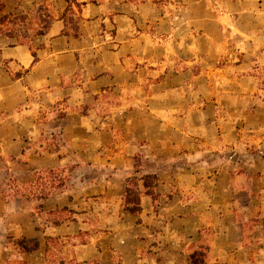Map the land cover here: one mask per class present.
I'll return each mask as SVG.
<instances>
[{"label":"rangeland","instance_id":"1","mask_svg":"<svg viewBox=\"0 0 264 264\" xmlns=\"http://www.w3.org/2000/svg\"><path fill=\"white\" fill-rule=\"evenodd\" d=\"M5 3L0 264H264V0Z\"/></svg>","mask_w":264,"mask_h":264},{"label":"trees","instance_id":"2","mask_svg":"<svg viewBox=\"0 0 264 264\" xmlns=\"http://www.w3.org/2000/svg\"><path fill=\"white\" fill-rule=\"evenodd\" d=\"M69 2V6L67 10L63 13L61 19L65 24V29L63 30V34L70 36H78V27L74 25L72 19V9L71 3L76 0H67ZM6 3L5 0H0V36L4 35L9 38H15L17 40V44H25L28 45L30 50L32 51V55L34 57V61L38 60L37 50L33 45V40L31 36L24 34L22 35L18 29L20 25L26 22L27 17L23 14H15V13H5ZM71 11V12H70ZM42 14V13H41ZM39 18H42L40 15ZM45 22L40 28L36 29L34 33L35 36L46 35L49 32L51 27L52 18L47 16ZM23 76V73H18L17 77ZM157 176L155 174H147L144 177V186L147 189V194L153 199L157 200L159 194L155 191L157 185ZM124 207L126 210L138 214L142 210L141 207V199L139 193L135 190L133 183L129 184L126 189V194L124 198ZM198 263L197 260H195Z\"/></svg>","mask_w":264,"mask_h":264}]
</instances>
